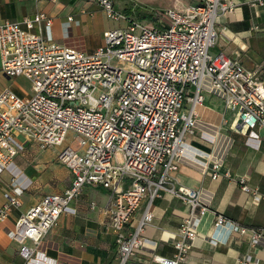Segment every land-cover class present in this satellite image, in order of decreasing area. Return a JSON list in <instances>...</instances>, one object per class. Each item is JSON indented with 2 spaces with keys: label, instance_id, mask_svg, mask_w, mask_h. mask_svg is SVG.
I'll list each match as a JSON object with an SVG mask.
<instances>
[{
  "label": "built area",
  "instance_id": "2783aa9c",
  "mask_svg": "<svg viewBox=\"0 0 264 264\" xmlns=\"http://www.w3.org/2000/svg\"><path fill=\"white\" fill-rule=\"evenodd\" d=\"M109 18L124 26L106 29L92 51L55 41L52 18L43 11L22 20L0 21L1 71L23 76L31 93L0 91V173L12 174L4 192L0 223L21 206L25 186L16 183L14 159L26 143L40 149L58 148L56 159L71 173L70 184L48 193L23 212L8 231L19 254L31 264L46 260L40 242L83 186L110 193L109 227L115 234L118 264H130L144 244V227L153 213L149 203L134 218L143 198L159 190L178 196L188 206L173 241L171 257L154 254L160 264H185L207 206L199 190L175 185L172 172L184 152V136L196 126L195 105L202 103V79L221 92L226 110L235 113L234 129H246L259 141L254 127L264 129V80L223 51L213 52L219 15L235 8L232 0H198L178 9L167 8L155 25L130 18L114 8L113 0H96ZM264 6V0H252ZM71 19V17H69ZM36 28V30H35ZM258 146V143H254ZM211 162V177L230 176L222 158ZM238 186L263 198L245 176ZM249 234L253 243L261 230L246 228L217 214L216 229ZM215 236L211 237L214 241ZM30 241L31 244H27ZM250 256L237 264H249Z\"/></svg>",
  "mask_w": 264,
  "mask_h": 264
},
{
  "label": "crops",
  "instance_id": "0c3cea01",
  "mask_svg": "<svg viewBox=\"0 0 264 264\" xmlns=\"http://www.w3.org/2000/svg\"><path fill=\"white\" fill-rule=\"evenodd\" d=\"M232 1L234 10L216 19L218 38L212 51H223L264 80V6L252 4V0ZM38 11L52 18L50 35L55 41L86 51L102 43L104 28L96 16L102 8L96 0H0V21L22 20ZM22 80L29 87L22 86ZM4 88L19 96L31 93L26 78L9 77L1 71L0 58V91ZM201 92L204 100L195 105L194 132L185 134L183 155L178 169L172 172L175 185L199 190L200 200L208 208L200 218L185 264H237L247 256L251 258L249 264H264V129L253 128L259 141L248 138L246 129L236 131L235 113L224 108L221 92L212 87L208 77L202 79ZM33 149L34 144L26 143L14 159L16 183L25 190L20 195L21 206L13 208L0 223V264H27L8 231L42 196L62 192L72 178L68 168L57 162L56 151L39 160ZM215 157L222 158V170H228L230 176L211 177L210 164ZM239 176H245L263 198L256 201L252 194L241 190ZM11 180L9 171L0 173V206ZM159 194L152 200L143 198L134 216L138 218L150 202L153 218L144 227L145 242L130 264H160L153 260L154 254L171 257L174 253L173 241L188 206L166 190H159ZM109 201L107 189L83 186L69 204L73 210L62 212L40 242L47 259H36L31 264H118L115 234L109 227ZM217 214L246 228L261 230L262 239L255 244L249 234L229 232L226 226L216 229Z\"/></svg>",
  "mask_w": 264,
  "mask_h": 264
},
{
  "label": "rangeland",
  "instance_id": "374dc122",
  "mask_svg": "<svg viewBox=\"0 0 264 264\" xmlns=\"http://www.w3.org/2000/svg\"><path fill=\"white\" fill-rule=\"evenodd\" d=\"M196 1L197 0H113V3L114 8L117 11L126 14L128 17L137 19L138 21H142L144 23L155 25L154 18L162 16L165 9L170 7L181 9L187 5L193 4ZM96 16L104 30L124 26L126 24V22L123 20H114L109 18L103 9L102 11L97 12ZM22 86L29 87V83L26 80H22ZM33 150L39 160H43V158H40V156L44 157L48 155L49 152L57 151L58 148H48L42 150L37 145H35V149ZM60 164L61 163H59V165Z\"/></svg>",
  "mask_w": 264,
  "mask_h": 264
},
{
  "label": "trees",
  "instance_id": "16d2710c",
  "mask_svg": "<svg viewBox=\"0 0 264 264\" xmlns=\"http://www.w3.org/2000/svg\"><path fill=\"white\" fill-rule=\"evenodd\" d=\"M143 15H145V14H143Z\"/></svg>",
  "mask_w": 264,
  "mask_h": 264
}]
</instances>
